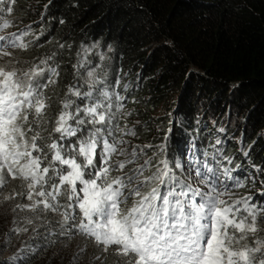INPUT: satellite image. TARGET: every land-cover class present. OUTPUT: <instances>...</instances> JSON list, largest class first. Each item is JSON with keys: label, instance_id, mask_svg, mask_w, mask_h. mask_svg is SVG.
I'll return each mask as SVG.
<instances>
[{"label": "snow or ice", "instance_id": "obj_1", "mask_svg": "<svg viewBox=\"0 0 264 264\" xmlns=\"http://www.w3.org/2000/svg\"><path fill=\"white\" fill-rule=\"evenodd\" d=\"M15 2L0 0V58L29 46L27 31L2 34L11 27L5 5ZM50 59L27 69L10 66L13 60L0 64V204L14 202L5 246L29 231L47 243L70 240L75 231L103 253L111 248L116 264H264V205L232 198L221 177L231 187L243 182L231 169L170 162L165 143L129 150L125 137L136 132L120 127L124 97L100 86L95 70L80 73L83 59L73 66L83 83L68 87L48 128L45 89L59 76ZM15 180L20 184L9 192ZM25 249L36 251L25 242L9 264Z\"/></svg>", "mask_w": 264, "mask_h": 264}, {"label": "trees", "instance_id": "obj_2", "mask_svg": "<svg viewBox=\"0 0 264 264\" xmlns=\"http://www.w3.org/2000/svg\"><path fill=\"white\" fill-rule=\"evenodd\" d=\"M5 7L12 8L3 14L11 27L2 34L27 31L23 40L29 46L8 50L12 56L0 58V64L13 60L18 63L10 66L27 69L52 57L49 64L58 65L56 83L45 89L48 128L68 87L83 83L73 67L83 59L80 73L95 70L100 86L124 97L120 127L136 132L125 137L129 150L165 143L169 161L185 166L193 153L214 168L231 169V177L243 182L231 187L232 181L221 177L232 198L251 197L252 204L264 205V0H16ZM82 48L89 49L86 56ZM179 107L182 125L171 117ZM19 184L12 181L8 191ZM11 206L0 204V215ZM0 226L13 225L7 219ZM258 236L264 238V230ZM53 239L32 238L31 231L13 238L15 251L25 242L36 249L20 252L13 264H116L111 248L103 253L75 231L70 240ZM69 241L78 243L79 257L54 258ZM16 253L0 256V264H9Z\"/></svg>", "mask_w": 264, "mask_h": 264}, {"label": "rangeland", "instance_id": "obj_3", "mask_svg": "<svg viewBox=\"0 0 264 264\" xmlns=\"http://www.w3.org/2000/svg\"><path fill=\"white\" fill-rule=\"evenodd\" d=\"M12 50V49H11ZM182 94V93H181ZM181 94L179 95V97L177 96V100H179ZM232 114H237L235 109L231 110ZM186 128L191 131V127L187 124H185ZM186 142L184 141L181 145H180V150H184L186 147ZM235 152H239L240 153V148H237V150ZM237 156V155H235ZM186 161L188 160V157L185 158ZM14 202L9 201L8 202V206L12 205ZM9 207H6L5 209L7 210L8 214L4 215L1 214L0 215V221L1 223H3L5 220H13V214L9 211L8 209ZM6 212V213H7ZM2 225V224H1ZM0 256H2L3 258H8L11 257L13 255V253H16L17 251H15V248L17 246L16 240H11L10 243L7 244V246H5V234L9 232V229H5L3 226H0ZM78 243L76 241H69V242H65L62 244V247L60 248L61 250L65 249L64 254L63 252L61 254L56 253L54 255V258H58V257H65L66 256H70L71 258H74V254L76 256L77 252H78ZM60 250V251H61ZM70 264H74V262H68Z\"/></svg>", "mask_w": 264, "mask_h": 264}, {"label": "water", "instance_id": "obj_4", "mask_svg": "<svg viewBox=\"0 0 264 264\" xmlns=\"http://www.w3.org/2000/svg\"><path fill=\"white\" fill-rule=\"evenodd\" d=\"M178 112H180V107L177 109H175L173 112H172V115H171V117H172V119H173V122H174V119L175 118H177V117H180V115H181V112L178 114Z\"/></svg>", "mask_w": 264, "mask_h": 264}, {"label": "bare ground", "instance_id": "obj_5", "mask_svg": "<svg viewBox=\"0 0 264 264\" xmlns=\"http://www.w3.org/2000/svg\"><path fill=\"white\" fill-rule=\"evenodd\" d=\"M178 119V120H177ZM177 120V122L179 123V124H181L182 125V121H180L181 120V117L179 118V117H177V118H175L174 119V121H176ZM183 134H185V132L183 131V133H181L180 134V136H182Z\"/></svg>", "mask_w": 264, "mask_h": 264}]
</instances>
